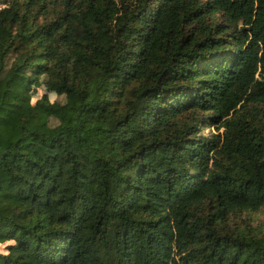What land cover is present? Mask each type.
I'll list each match as a JSON object with an SVG mask.
<instances>
[{
	"label": "trees",
	"instance_id": "obj_1",
	"mask_svg": "<svg viewBox=\"0 0 264 264\" xmlns=\"http://www.w3.org/2000/svg\"><path fill=\"white\" fill-rule=\"evenodd\" d=\"M0 264H264V0H0Z\"/></svg>",
	"mask_w": 264,
	"mask_h": 264
},
{
	"label": "rangeland",
	"instance_id": "obj_2",
	"mask_svg": "<svg viewBox=\"0 0 264 264\" xmlns=\"http://www.w3.org/2000/svg\"><path fill=\"white\" fill-rule=\"evenodd\" d=\"M33 93L34 94H46V95H52L51 93H50V91L46 88V86L45 85H43V84H40L39 82H36L35 83V89L33 90ZM204 132L205 133H210V132H212V129L211 128H205L204 129Z\"/></svg>",
	"mask_w": 264,
	"mask_h": 264
}]
</instances>
